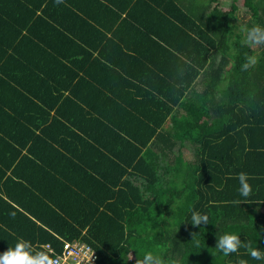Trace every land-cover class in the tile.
<instances>
[{"label": "trees", "instance_id": "obj_1", "mask_svg": "<svg viewBox=\"0 0 264 264\" xmlns=\"http://www.w3.org/2000/svg\"><path fill=\"white\" fill-rule=\"evenodd\" d=\"M238 1L0 0V252L80 238L99 264H261L212 248L264 247V46L240 45ZM241 3L264 24V0Z\"/></svg>", "mask_w": 264, "mask_h": 264}, {"label": "clouds", "instance_id": "obj_2", "mask_svg": "<svg viewBox=\"0 0 264 264\" xmlns=\"http://www.w3.org/2000/svg\"><path fill=\"white\" fill-rule=\"evenodd\" d=\"M241 38L240 45L244 47L264 46V24L253 23L247 27L240 28ZM256 55H248L242 63V68H249L257 63ZM238 188L237 192L242 198L241 201L247 200L249 202L250 195L253 191V186L250 183V177L241 172L237 176ZM259 202V201H258ZM210 215L207 212H201L196 209L190 210V215L185 220L192 225H199L201 230L205 228V225L209 222ZM184 221V222H185ZM243 232V231H241ZM241 232L236 231H224L217 235L215 246L212 247L223 254L229 256L230 254L238 253L241 248L246 249L247 255L254 261L264 264V247L251 246L241 239ZM198 233H194L193 239L190 240L193 246L201 248V241L198 238ZM262 233V232H261ZM261 233L259 234L261 236ZM139 257V256H138ZM129 257L128 259H130ZM139 264H162L161 256L159 253L153 251H145L142 257H139ZM0 264H57V261L53 254H50L46 250H38L33 247L30 241L18 237L14 245L9 246L3 252H0ZM137 264V262H136ZM166 264H175L174 260L166 262ZM239 264H248L244 259L239 260Z\"/></svg>", "mask_w": 264, "mask_h": 264}, {"label": "built area", "instance_id": "obj_3", "mask_svg": "<svg viewBox=\"0 0 264 264\" xmlns=\"http://www.w3.org/2000/svg\"><path fill=\"white\" fill-rule=\"evenodd\" d=\"M57 264H98L97 254L91 246L79 242H66L61 256L55 257Z\"/></svg>", "mask_w": 264, "mask_h": 264}, {"label": "rangeland", "instance_id": "obj_4", "mask_svg": "<svg viewBox=\"0 0 264 264\" xmlns=\"http://www.w3.org/2000/svg\"><path fill=\"white\" fill-rule=\"evenodd\" d=\"M232 0H222L223 4L229 5ZM240 9L237 11L236 21L238 23L239 29L241 27H246L248 20L250 19V12L243 6L241 0L238 1ZM187 153V152H186Z\"/></svg>", "mask_w": 264, "mask_h": 264}, {"label": "bare ground", "instance_id": "obj_5", "mask_svg": "<svg viewBox=\"0 0 264 264\" xmlns=\"http://www.w3.org/2000/svg\"><path fill=\"white\" fill-rule=\"evenodd\" d=\"M41 106V105H40ZM62 241H63V246H62V249L60 250V251H56L50 244H46V249H47V251L49 252V253H51V254H53L54 255V257H56V256H61V253H62V250H63V248H64V244L66 243V242H74V241H79V242H82V243H85V244H87V245H89L86 241H84V240H82V239H80V238H76V239H74V240H68V239H64V238H62ZM89 246H91V245H89ZM91 248H92V246H91ZM95 252H96V254H97V263L99 264V262H98V253H97V251L94 249V248H92Z\"/></svg>", "mask_w": 264, "mask_h": 264}, {"label": "crops", "instance_id": "obj_6", "mask_svg": "<svg viewBox=\"0 0 264 264\" xmlns=\"http://www.w3.org/2000/svg\"><path fill=\"white\" fill-rule=\"evenodd\" d=\"M84 5H85L84 3L80 5V8H81L82 10H83ZM67 93H68V91H66V94H67ZM71 93H72V92H71V90H70V94H71ZM72 94H73V93H72ZM77 154L81 155L79 151L77 152ZM85 154H86V157L88 158V160L90 161V158H92L93 153H90V154H89V153H85ZM94 155H96V156H94L93 158L101 157L100 155H97L96 153H94ZM93 164H96V161H94ZM28 170H29V168H26V172L28 173V175H29L30 177H32V176L29 174V171H28Z\"/></svg>", "mask_w": 264, "mask_h": 264}]
</instances>
